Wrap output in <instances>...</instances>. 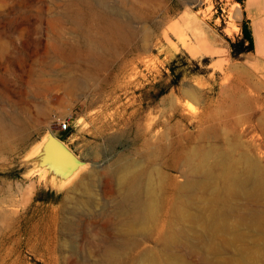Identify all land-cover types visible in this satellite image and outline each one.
Instances as JSON below:
<instances>
[{
    "label": "rangeland",
    "instance_id": "rangeland-1",
    "mask_svg": "<svg viewBox=\"0 0 264 264\" xmlns=\"http://www.w3.org/2000/svg\"><path fill=\"white\" fill-rule=\"evenodd\" d=\"M243 25L251 45L241 40ZM92 38L103 46L89 56ZM231 84L244 91L247 106L221 117ZM190 86L200 93L195 100L184 92ZM206 96L212 120L202 115ZM261 111L264 0H0V121L9 119L18 128L8 135L0 126V264L93 262L94 249L106 236L101 229L116 222L103 212L116 195L103 186V168L129 152L142 159L144 171L160 173L152 181L151 204L158 208L154 228L164 234L166 215L175 210L181 216L175 227L195 234L203 225L212 227L210 238L204 230L200 238L223 244L221 253L207 254L205 264H264V221L262 235L250 223H239L237 217L249 218L252 208L238 197L230 203L238 207L227 221L230 229L212 234L207 217L217 205L213 195L218 201L223 195V178L210 177L202 192L182 191L189 172L180 162L182 148L217 151L230 149L228 142L248 148L249 138L254 159L252 144L259 143L256 151L263 158L257 154L255 160L264 170V132L255 117ZM54 118L66 120V128L59 130ZM46 134L81 163L84 181L93 183L94 195L83 197L91 204L73 200L83 194L81 186H71L79 168L59 183V173L46 160L50 149L44 155L40 143ZM238 148L236 155L244 151ZM153 151L155 157H149ZM257 209L264 220V204ZM235 227L242 239L231 245L219 240L231 238ZM141 252L166 256L152 239L134 256ZM171 253L177 264H202L184 245L173 246Z\"/></svg>",
    "mask_w": 264,
    "mask_h": 264
},
{
    "label": "bare ground",
    "instance_id": "bare-ground-1",
    "mask_svg": "<svg viewBox=\"0 0 264 264\" xmlns=\"http://www.w3.org/2000/svg\"><path fill=\"white\" fill-rule=\"evenodd\" d=\"M113 24L115 26L117 25V23ZM143 38L146 41L150 38L149 31L146 28L143 33ZM101 46L103 45L98 39L92 38L87 48L88 55H97L100 52ZM230 87L233 88V91L230 93L226 91L227 99H225L224 105L227 111H220L221 117L241 112L247 106L244 91L238 87L237 84H231ZM184 92L194 100L200 94L199 91L192 86L184 89ZM165 103L170 104L171 102L165 101ZM252 103L249 97V104L251 105ZM213 111L211 98L206 96L202 115L212 120L214 118ZM255 115L258 120L256 127L264 132V111ZM0 126L3 132L8 135L18 130V128L12 126L9 119L1 120ZM18 137L21 138L20 140L25 139L24 132ZM133 139L138 140V136L134 133ZM40 143L44 144V155H46L48 148L50 149V154L47 156L46 160L53 164L52 168L59 173L61 177L59 183L61 182L62 184L64 182L62 181V175L67 176L72 174L73 171L79 168L81 163L72 160L66 153L64 147L56 145L48 134L43 136ZM40 143L36 146H40ZM228 143L231 146L230 149H217V151H214L210 147L204 148V146L201 145L188 146L187 149L182 148L180 150V162L187 166L189 175L183 183L181 190L189 193L199 188L202 192L209 183L208 179L210 177H222L223 181L220 183L219 189L223 192V195L220 197L219 201L213 195L212 199L217 205L215 209H211L207 217L208 221H212L214 228L212 234L218 231L219 236L230 229L232 223H228L227 221L231 216H234L238 210L237 206H232L230 203L234 199H238V197H243L252 209L249 218L241 214L237 217V221L245 224L250 223L249 227L253 228L258 235H262L263 232L261 231L262 228L260 224L264 220H262L263 216L260 210L257 209V206L262 203L264 204V170L261 169L258 160H255L258 154L256 151L258 149L257 144L259 143L252 144V149L257 153L255 159L249 154V138L247 139L248 148H245L241 143ZM238 147L244 149V151L236 155V151L239 149ZM153 153L154 151L149 157H155L152 156ZM259 157L261 158L262 154H260ZM141 163L142 159L135 158L133 153L129 152L126 154L123 153V155H117L115 161L103 168L104 188L107 189V193L110 195H113V192L116 193L113 206L104 208L103 212L106 215L114 216L116 222L110 230L107 228L101 229L102 232L106 233L105 238L99 241V244L97 243L101 248L99 250L97 248L96 250L94 249V254L96 255L94 261L86 264H128V259L130 260V264H177L175 263V259L178 256H175L173 253L170 254L171 248L175 245L181 247L184 245L190 248L192 254H199L202 264L207 263V254L221 253L223 250L222 243L216 244L214 240L200 238L202 230H204L210 238V229L212 227L205 228L206 226L203 225L201 232L198 234L191 233V229L187 227L177 228L175 226L181 219V216H179L175 210H172L171 217L166 215L169 225L164 234H162V229L159 230L158 228H154V225H156L158 221L156 214L158 208L155 207V204H151L152 181L153 174L158 176L160 173L158 170L154 169L147 172L144 171ZM78 171V174L75 173L72 176L73 183L71 186L75 188L81 186L83 194L77 196L73 200L81 203L87 202V205H89V203L91 204V200L88 198L83 199V197L84 194L94 195L91 190L93 183H86L84 181V176H82L81 173L83 168H79ZM91 175L94 177L95 175L97 176V173L92 171ZM143 176H145L146 181L143 180ZM181 209L184 211L183 206H181ZM190 220H193V218H190ZM165 235L166 237L164 239ZM151 239L159 241L161 245L164 246V254L166 255L164 259L153 252H141L135 257L134 250L139 249L142 243ZM240 239H242V235L235 227L231 238L228 239L224 236L219 240L225 244L231 245ZM87 249L89 251L90 247ZM252 255L255 256L254 253ZM179 264L184 263L180 262ZM218 264H229V262L226 260H219Z\"/></svg>",
    "mask_w": 264,
    "mask_h": 264
},
{
    "label": "water",
    "instance_id": "water-1",
    "mask_svg": "<svg viewBox=\"0 0 264 264\" xmlns=\"http://www.w3.org/2000/svg\"><path fill=\"white\" fill-rule=\"evenodd\" d=\"M49 137L54 141L56 145L63 146L66 153L71 157L72 160H75L76 162H78V159L76 158V156L60 140H58L56 137H54L51 134L49 135Z\"/></svg>",
    "mask_w": 264,
    "mask_h": 264
},
{
    "label": "trees",
    "instance_id": "trees-1",
    "mask_svg": "<svg viewBox=\"0 0 264 264\" xmlns=\"http://www.w3.org/2000/svg\"><path fill=\"white\" fill-rule=\"evenodd\" d=\"M241 31H242V39L241 40H245L248 42L249 45H251V36H250V32L248 30V28L243 25L242 28H241Z\"/></svg>",
    "mask_w": 264,
    "mask_h": 264
},
{
    "label": "built area",
    "instance_id": "built-area-1",
    "mask_svg": "<svg viewBox=\"0 0 264 264\" xmlns=\"http://www.w3.org/2000/svg\"><path fill=\"white\" fill-rule=\"evenodd\" d=\"M54 121L58 124L59 130H64L67 126L66 120H60L58 118H54Z\"/></svg>",
    "mask_w": 264,
    "mask_h": 264
},
{
    "label": "crops",
    "instance_id": "crops-1",
    "mask_svg": "<svg viewBox=\"0 0 264 264\" xmlns=\"http://www.w3.org/2000/svg\"><path fill=\"white\" fill-rule=\"evenodd\" d=\"M202 41V40H201ZM203 42V41H202ZM197 43V44H196ZM195 45H190L191 47L190 48H195L196 45H199L200 44V41L196 42Z\"/></svg>",
    "mask_w": 264,
    "mask_h": 264
}]
</instances>
